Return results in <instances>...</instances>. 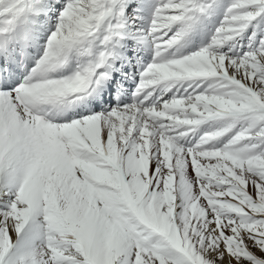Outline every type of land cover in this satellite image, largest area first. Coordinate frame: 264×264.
<instances>
[{
    "label": "snow or ice",
    "instance_id": "1",
    "mask_svg": "<svg viewBox=\"0 0 264 264\" xmlns=\"http://www.w3.org/2000/svg\"><path fill=\"white\" fill-rule=\"evenodd\" d=\"M0 264H264V0H0Z\"/></svg>",
    "mask_w": 264,
    "mask_h": 264
}]
</instances>
